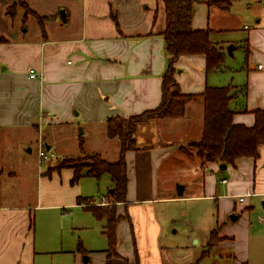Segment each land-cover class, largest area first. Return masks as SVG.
Here are the masks:
<instances>
[{"label": "crops", "instance_id": "1", "mask_svg": "<svg viewBox=\"0 0 264 264\" xmlns=\"http://www.w3.org/2000/svg\"><path fill=\"white\" fill-rule=\"evenodd\" d=\"M216 1L221 0H195L192 28L211 30V40L224 51L223 67L207 71L203 53L175 61L182 93L198 96L188 102L183 116L138 124L137 149L124 155L126 200L113 203L107 194L96 199L95 191L85 188L95 190L102 175L73 183L74 169H33L21 148L27 145L32 151L30 146L37 144L51 157L55 151L77 157L83 155L82 139L84 153L119 159L120 140L108 136V119L153 110L162 100L168 64L164 2L0 0V264H183L174 260L173 247L164 241L163 216L170 215L174 225L178 207L194 201H206L205 219L215 218L205 249L217 228L211 252L233 245V252L223 253L235 263L248 261L253 218L264 221V144L258 157L240 156L228 164L204 162L190 144L202 136L199 94L207 86L247 84V96L239 93L230 102L236 124L252 126L253 111L264 108V0ZM21 2L51 18L41 23L34 13L24 17ZM14 3L12 15L8 9ZM245 40L250 47L247 58ZM231 44L232 55L227 51ZM239 47L243 59L229 60ZM222 72L224 76L218 74ZM109 179L107 186L113 187ZM79 196L89 198L90 204L114 205L119 221L113 253L106 218L79 204ZM69 208L87 212L74 227L81 234L74 240L67 238L63 226L60 234L55 215L52 218L54 211ZM98 222L101 242L90 245L89 232H83Z\"/></svg>", "mask_w": 264, "mask_h": 264}, {"label": "trees", "instance_id": "2", "mask_svg": "<svg viewBox=\"0 0 264 264\" xmlns=\"http://www.w3.org/2000/svg\"><path fill=\"white\" fill-rule=\"evenodd\" d=\"M166 7L167 22L163 36L165 48L168 54L167 68L163 74L162 100L159 106L153 110L145 111L128 118L112 116L107 122V134L110 138L118 137L120 140V156L117 161H108L100 153H84L83 140L80 141L82 158L65 157L55 166L49 167L48 171L63 168L74 169L72 182L76 183L83 176L100 177L104 173L111 176L113 187L107 194L109 201H125L127 195L128 175L125 153L130 149H137L135 132L138 124L154 118L180 117L185 114L186 105L198 96L192 93H182L175 78V61L182 55L203 53L207 58V71L217 70L223 67L224 51L210 38V29L192 28V8L195 0H162ZM220 5L224 1H216ZM22 3V2H21ZM14 3L9 7V12L14 14ZM25 16L34 13L37 19L43 23L49 16L36 14L26 3ZM12 14V15H13ZM4 38L0 36V42ZM244 41L246 58L250 53L249 44ZM247 96V84L236 86L233 84L223 86H207L202 97L204 107V125L201 138L190 145L197 149V154L204 162L214 161L222 164L234 163L240 156L258 157L260 145L264 144V108L254 110L255 122L252 126L236 124L233 122L235 110L230 102L239 94ZM243 110H246L244 108ZM78 203H86L97 217H105L106 235L109 240V250L114 252L116 243V225L119 216L115 207H103L90 204L89 198L79 196ZM90 202V203H87ZM217 228L211 231L210 241L203 255L210 253L217 238ZM107 264H110L108 262Z\"/></svg>", "mask_w": 264, "mask_h": 264}, {"label": "rangeland", "instance_id": "3", "mask_svg": "<svg viewBox=\"0 0 264 264\" xmlns=\"http://www.w3.org/2000/svg\"><path fill=\"white\" fill-rule=\"evenodd\" d=\"M242 55L243 49L242 47H239L236 49V54L229 60L236 62L240 58L243 59ZM218 74H223V72ZM224 75L225 73L222 76ZM228 81L229 80H227V82ZM17 147L20 149V143H17ZM28 148L29 147L27 145H24V147L21 148L23 151L22 155L26 157V160H28V163H30V166L33 169L43 167L48 170L49 167L55 166V164L66 156L64 152L57 151L56 153L55 151V157H51L49 154V157L41 159L37 144L30 146L32 151H29ZM77 157L82 158V155H78ZM112 157V155L109 156L110 159H115ZM31 167L30 169H32ZM55 170L59 171V169ZM25 174L20 175L19 180H21ZM108 176V173L102 174L101 178L97 181L98 186L95 190H93L92 186H85V188H88L90 191H95L94 198L100 199L102 195L109 193V189L112 187L107 186L108 181H110V176ZM110 206L112 208L113 204ZM208 208L209 205L206 201H194L189 204V206L184 204L182 207H178V211L176 210L174 217L177 220L174 225L171 224L170 215L167 216V214L163 216V219L166 220L167 224L166 237L164 238V241L173 247L174 250L172 256L174 260L183 264L185 262H196L197 259H199V261L196 262V264H264V221H259L255 217L253 218V226L251 227L248 261L235 263L230 256L224 254L223 251L233 252L234 250V247H232L233 245L230 246L228 244H224L223 248L220 247L219 251L214 249L212 252L210 251L208 255L201 257L203 249H205V243L209 230L215 225V218L213 216L212 218L214 221H208L205 219L207 215L206 209ZM54 212L55 213L52 214V218L55 215L54 219L56 227L59 228L60 234L63 233V231H61V226H63L65 230L64 234H66L68 239H77L81 234L78 230L76 231L74 227L80 226L87 212H85L82 208H69L67 210L60 209L59 211ZM59 212L63 214V217L59 214ZM101 225V222H98V227L95 229L89 228V230L83 232H89L92 241L89 242L90 245H95L96 243L98 244L101 242Z\"/></svg>", "mask_w": 264, "mask_h": 264}, {"label": "built area", "instance_id": "4", "mask_svg": "<svg viewBox=\"0 0 264 264\" xmlns=\"http://www.w3.org/2000/svg\"><path fill=\"white\" fill-rule=\"evenodd\" d=\"M259 67H262L261 65H259ZM30 76H35V70L34 69H31L30 70ZM39 155L40 157L43 159L44 157H49L48 155V151L47 149L45 148V146H41L40 149H39ZM225 181V180H224ZM244 199V196H241L240 200H243Z\"/></svg>", "mask_w": 264, "mask_h": 264}, {"label": "water", "instance_id": "5", "mask_svg": "<svg viewBox=\"0 0 264 264\" xmlns=\"http://www.w3.org/2000/svg\"><path fill=\"white\" fill-rule=\"evenodd\" d=\"M234 46L231 44V45H229L228 47H227V51L229 52V54H231L232 55V48H233ZM223 167H225V165H223ZM181 187L180 186H178V191H179V193H181V189H180ZM111 191H112V189H111ZM262 205H263V207H264V201L262 202ZM232 218L233 219H235L236 218V216H234V215H232Z\"/></svg>", "mask_w": 264, "mask_h": 264}]
</instances>
